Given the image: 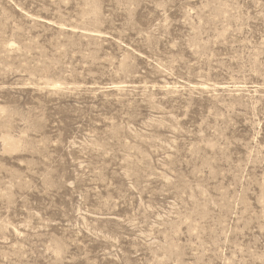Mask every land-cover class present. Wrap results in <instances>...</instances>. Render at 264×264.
Wrapping results in <instances>:
<instances>
[{"label":"rangeland","instance_id":"374dc122","mask_svg":"<svg viewBox=\"0 0 264 264\" xmlns=\"http://www.w3.org/2000/svg\"><path fill=\"white\" fill-rule=\"evenodd\" d=\"M0 264H264V0H0Z\"/></svg>","mask_w":264,"mask_h":264}]
</instances>
